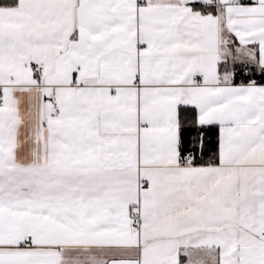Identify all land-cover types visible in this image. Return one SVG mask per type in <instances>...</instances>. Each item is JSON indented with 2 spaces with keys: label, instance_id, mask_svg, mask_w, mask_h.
<instances>
[{
  "label": "snow or ice",
  "instance_id": "snow-or-ice-1",
  "mask_svg": "<svg viewBox=\"0 0 264 264\" xmlns=\"http://www.w3.org/2000/svg\"><path fill=\"white\" fill-rule=\"evenodd\" d=\"M0 264H264V0H0Z\"/></svg>",
  "mask_w": 264,
  "mask_h": 264
},
{
  "label": "trees",
  "instance_id": "trees-1",
  "mask_svg": "<svg viewBox=\"0 0 264 264\" xmlns=\"http://www.w3.org/2000/svg\"><path fill=\"white\" fill-rule=\"evenodd\" d=\"M253 78L257 79V81L259 82L261 77L259 76V74H257L256 76H254Z\"/></svg>",
  "mask_w": 264,
  "mask_h": 264
}]
</instances>
